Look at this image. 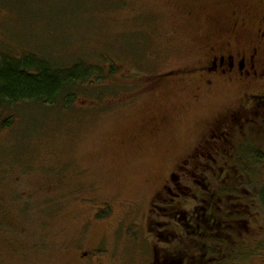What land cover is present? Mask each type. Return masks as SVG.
Wrapping results in <instances>:
<instances>
[{"label": "rangeland", "instance_id": "rangeland-1", "mask_svg": "<svg viewBox=\"0 0 264 264\" xmlns=\"http://www.w3.org/2000/svg\"><path fill=\"white\" fill-rule=\"evenodd\" d=\"M227 1L0 0V55L116 69L69 108L0 111V264H152L167 221L151 213L156 193L206 122L241 94L223 86L198 102L194 80L181 78L233 23L232 2L262 9L258 0ZM239 150L245 160L234 169L255 153ZM247 181L255 203L264 172ZM250 211L248 224L234 225L225 264H264V210Z\"/></svg>", "mask_w": 264, "mask_h": 264}, {"label": "flooded vegetation", "instance_id": "flooded-vegetation-1", "mask_svg": "<svg viewBox=\"0 0 264 264\" xmlns=\"http://www.w3.org/2000/svg\"><path fill=\"white\" fill-rule=\"evenodd\" d=\"M258 1L262 9L232 2L233 23L213 35L207 57L181 76L194 80L198 102L223 86L241 94L237 104L206 122L186 162L167 174L156 193L151 213L167 221L160 222L163 245L154 246L152 264H225L236 242L234 225L248 224L251 208L264 210V186L255 203L247 204L246 189L250 175L264 172V1ZM239 149L255 153L246 167L234 169L235 160H245Z\"/></svg>", "mask_w": 264, "mask_h": 264}, {"label": "trees", "instance_id": "trees-1", "mask_svg": "<svg viewBox=\"0 0 264 264\" xmlns=\"http://www.w3.org/2000/svg\"><path fill=\"white\" fill-rule=\"evenodd\" d=\"M115 74L114 65L106 73L104 68L83 61L69 68H60L35 55H25L18 59L1 54L0 111L27 103L52 106L58 101L69 108L77 100L78 92H83L86 85L93 86L95 81L102 85ZM9 120L5 121L2 128L10 127L12 122Z\"/></svg>", "mask_w": 264, "mask_h": 264}]
</instances>
